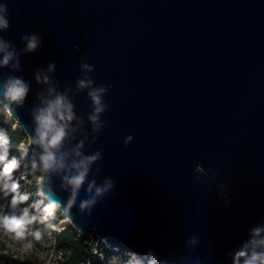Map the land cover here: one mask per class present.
<instances>
[{
    "label": "water",
    "instance_id": "1",
    "mask_svg": "<svg viewBox=\"0 0 264 264\" xmlns=\"http://www.w3.org/2000/svg\"><path fill=\"white\" fill-rule=\"evenodd\" d=\"M0 17L13 53L0 65V103L10 77L28 87L9 105L18 128L35 138L48 101L72 105L55 149L64 166L44 170L38 143L26 152L47 199L142 264H232L264 228V0H0ZM32 35L42 44L27 51ZM82 79L93 83L81 89ZM100 85L106 126L94 132L88 92ZM98 150L73 199L66 177ZM105 180L116 184L97 196Z\"/></svg>",
    "mask_w": 264,
    "mask_h": 264
},
{
    "label": "clouds",
    "instance_id": "2",
    "mask_svg": "<svg viewBox=\"0 0 264 264\" xmlns=\"http://www.w3.org/2000/svg\"><path fill=\"white\" fill-rule=\"evenodd\" d=\"M8 22L0 17V28H7ZM27 40V51H34L38 46L42 44V40L36 36L32 35L30 37H25ZM78 48V45L76 46ZM7 45L0 41V52H4L3 59H0V65H7L9 60L13 58L12 52H7ZM88 71H92V66L88 64H82L81 66ZM54 65H49V71H52ZM37 79H40V74L37 73ZM44 82H47V77H44ZM93 81L91 79H82L78 81V87L83 89L92 85ZM4 98L8 101L5 105V110L9 111V105L12 102L20 103L27 94L28 87L23 82L22 79L10 77L4 84ZM51 91V90H50ZM107 92V88L104 85H100L96 88H92L88 92V96L91 98L93 111L89 116V120L92 122L93 131L99 132L105 126L106 122L101 120V115L107 110L108 104L104 101V94ZM10 114V111H9ZM37 122L36 137L29 140V143H38L44 149L41 155V163L44 170L54 169L56 167H63L62 162H58L55 149H58L62 141L66 136L67 121L73 119L72 105L69 103L65 96L56 95L53 100L47 102V107L40 109L39 114L35 117ZM63 122V123H62ZM133 140L132 135H128L123 143L127 146ZM78 147H82L78 145ZM77 155H80L77 152ZM9 156V143L7 139L4 140V144L0 146V192H3L5 197L11 196L10 206L15 209L18 204H23L29 200L30 194L27 192H21L20 180L26 179L23 175L19 179L13 178V171L19 167V162L16 157L8 160ZM103 158L102 151L98 150L94 155L84 156L78 163L73 164V167L78 169L76 175L71 178H67L69 184L73 186L72 195L73 199L76 195L77 190L84 183L85 178L89 172V166ZM5 161H8L5 163ZM35 166V165H34ZM197 171H203V168L199 165L197 166ZM44 177L38 178V185L43 183ZM94 181L88 185V191L92 190ZM116 184L115 180H105L104 184L96 187L95 194L97 196L102 195L107 192L109 188H113ZM73 199L69 200V206L73 203ZM225 204L227 205L229 201L226 199V192L224 193ZM95 203V197L91 200H85L81 203V208ZM57 202L52 201L44 207V212L47 215H52L53 210L57 207ZM35 217L29 216L28 208L23 209L20 215H3L0 216V230H3L5 234H9L10 238L15 241H23L26 236L27 225L33 223ZM264 231V228L257 227L253 229V239L249 244H245L239 251L235 252L233 256L232 264H264V252H257L256 247H264V239H255L260 233ZM35 240L39 241L41 239V234L36 232L34 234ZM32 247L31 243L23 245V250H30ZM251 247V254H249V248ZM243 258V260H241ZM188 264H193L191 260ZM199 264V262H195Z\"/></svg>",
    "mask_w": 264,
    "mask_h": 264
},
{
    "label": "rangeland",
    "instance_id": "3",
    "mask_svg": "<svg viewBox=\"0 0 264 264\" xmlns=\"http://www.w3.org/2000/svg\"><path fill=\"white\" fill-rule=\"evenodd\" d=\"M0 106L4 108L5 114L7 116V111L5 110V106L0 103ZM8 117V116H7ZM12 122L15 121L10 118ZM29 136H27V141L22 145V151L26 154L29 146ZM4 144V139L0 136V146ZM27 156V154H26ZM28 157V156H27ZM31 159V158H29ZM8 160H11L8 158ZM8 161H5L7 163ZM34 160H33V162ZM2 167V165H0ZM38 167V171L33 173V178L27 174L26 169L22 167H18L13 171V178L19 179L21 175H23L26 179L20 180V189L21 192H27L30 194L29 200L23 204H18L15 209L10 206L11 196L5 197L3 192H0V216L3 215H20L23 209L28 208L29 216L35 217L33 223L27 225L25 240L23 241H15L10 238L9 234H5L3 230H0V264H69L68 259L65 254L61 251V247L56 239L55 230H62L65 225H62L61 220L56 225H53L54 221L58 216H63L61 214V210L54 208L52 215H47L44 212L45 205L49 204L47 197L39 192V188L37 189L38 183L37 180L39 177L43 176V170ZM33 180V181H32ZM35 194H39L44 199L45 205L39 207L35 203H32L31 197ZM55 212L59 214L56 215ZM72 228L77 232V234H81L78 229L72 226ZM91 231L88 237V241L85 243L88 244L89 247L95 248L98 243H103L105 246L109 248L108 242L99 237L94 228H90L87 230ZM39 232L41 234V239L39 241L35 240L34 234ZM31 243L32 247L30 250H23V245ZM115 250V249H114ZM124 256L123 259L118 260L114 264H142L141 260L134 254L129 252H121ZM135 259V260H134Z\"/></svg>",
    "mask_w": 264,
    "mask_h": 264
},
{
    "label": "trees",
    "instance_id": "4",
    "mask_svg": "<svg viewBox=\"0 0 264 264\" xmlns=\"http://www.w3.org/2000/svg\"><path fill=\"white\" fill-rule=\"evenodd\" d=\"M0 136L4 140L7 139L9 143L8 158L12 159L16 157L19 167L26 169L27 174L34 179L33 173L35 171L36 173L39 172L37 170L38 167L32 163L33 159H29L22 151V145L27 141V134L23 130L14 127V122L6 116L2 106H0ZM31 201L39 207L46 204L39 194L32 196ZM55 213L56 215L59 214L58 212ZM62 219L63 216H58L53 225L58 224ZM54 233L61 251L66 255L69 264H114L124 258L121 252L108 248L102 242L98 243L95 248L89 247L85 242L88 241L91 231L78 235L72 226L68 224L60 231L55 230Z\"/></svg>",
    "mask_w": 264,
    "mask_h": 264
},
{
    "label": "bare ground",
    "instance_id": "5",
    "mask_svg": "<svg viewBox=\"0 0 264 264\" xmlns=\"http://www.w3.org/2000/svg\"><path fill=\"white\" fill-rule=\"evenodd\" d=\"M7 116L9 117V118H12L11 117V115L9 114V111H7ZM19 126H18V124L17 123H15V128H18ZM38 186H40V187H37V189L39 188V192L41 193V194H43V191L41 190V184H39ZM44 195V194H43ZM45 196V195H44ZM58 206L57 207H55V208H57V209H60L61 211H62V209H61V207H60V204H57ZM62 215H63V217L65 218L63 221H62V225H72L73 227H75V225L73 224V222H72V220L71 219H69V218H67V215L66 214H64L63 212L61 213ZM76 228V227H75ZM77 229V228H76Z\"/></svg>",
    "mask_w": 264,
    "mask_h": 264
}]
</instances>
